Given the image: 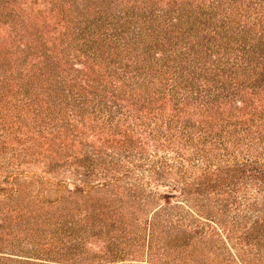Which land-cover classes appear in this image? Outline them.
<instances>
[{"label":"trees","instance_id":"obj_1","mask_svg":"<svg viewBox=\"0 0 264 264\" xmlns=\"http://www.w3.org/2000/svg\"><path fill=\"white\" fill-rule=\"evenodd\" d=\"M88 5L87 1L78 2L81 10ZM98 6L91 9L100 12L102 6ZM195 7L190 10L189 25L185 28L190 40L181 45L176 35L174 41L168 42L175 44L178 50L172 48V67H159L164 77L152 81L149 75H144L136 82L121 77V80L134 83L133 88L123 90V86L115 82L99 83L98 89L102 92L96 90V93H90L91 96L80 98L81 109L90 110L87 118L84 112L82 124L87 127L88 121L89 131L105 134L109 142L115 134H123L121 142L127 152L119 153L117 161L99 164L84 163L76 156L64 161L51 160L48 169L61 175L55 180V186L48 180V189L54 191L57 198L48 200L51 204L47 209L30 196L32 184L22 182L14 196L17 203L5 211L6 219H12L13 212H17V218L33 217L36 224L48 223V231L44 229L43 232L39 229L44 225L34 230L23 227L27 231L33 230L28 235L37 237L38 243L43 239L52 243L76 241L73 245L79 248L85 246L89 237H97L96 233L102 236L103 223L113 230L102 236L110 243L141 244L142 234L148 230L149 242L155 245L163 240L169 244L191 239L180 234L167 239L159 232L184 224L193 229L194 215L197 220L206 218L218 226L224 223L223 215L232 214L231 220L227 221L243 225L244 242L255 244L256 256L244 263L264 264V0L242 1L233 10L225 11L223 16H218L219 11L209 5L199 3ZM221 8L225 9L224 6ZM183 11L184 6H181L174 17L172 10H157L154 17L159 21L158 26L177 31L179 21L185 19ZM77 15L83 16L79 12ZM199 20L213 21L216 27L209 26L199 34L194 28V23ZM112 21L109 18L102 22L106 32L96 30L95 35L101 36L100 45L128 44L122 41V36H127L126 24L119 25L113 33ZM150 25L144 19L140 26L129 31L137 37V34L148 32ZM84 28L79 27L80 34ZM195 34H198L197 38L193 37ZM89 57L96 60L99 56L94 52ZM129 61L133 64V60ZM112 72L113 69L110 77L114 79ZM128 83L123 85L129 86ZM157 93H161V97H156ZM162 96L174 102L173 110L167 108L158 113V107H153L155 100L164 98ZM125 101L131 108L125 109ZM229 102H235V105ZM193 104H196V111L188 112L187 107ZM74 131L75 135L80 132ZM138 133L140 136H136ZM162 137L168 140L166 145H160ZM149 141H156L162 148L177 145L175 155L171 159L170 154H164L154 160L150 159L153 154L148 153L150 160H147ZM246 168L255 171V176H246ZM252 178L255 181L249 180ZM70 179L79 186H68ZM44 183L43 188L46 187ZM93 183L96 184L93 190L103 196L98 193L100 197L91 200L88 208L72 200L76 192L87 194L85 187ZM153 183L156 186H151ZM62 187H65L64 192ZM159 195L183 199L158 205ZM215 216L218 220L211 218ZM12 232L18 235L14 229ZM36 250L39 252V248ZM121 253L124 249L117 247L109 254L117 257Z\"/></svg>","mask_w":264,"mask_h":264},{"label":"rangeland","instance_id":"obj_2","mask_svg":"<svg viewBox=\"0 0 264 264\" xmlns=\"http://www.w3.org/2000/svg\"><path fill=\"white\" fill-rule=\"evenodd\" d=\"M79 1H87L88 7L81 10ZM242 1L246 3L248 0H0V264H246V259L256 256L255 244L246 245L242 238L243 225L227 221L231 220L232 214L223 215L224 220L221 221L224 223L218 226L206 218L197 220L194 215L193 229L184 224L159 232L167 239L174 234L188 235L191 239L171 241L169 244L163 240L155 245L149 242L148 230L142 234L141 244L110 243L102 236L113 230L103 223L102 236L96 233L97 237H89L85 246L79 248L73 245L76 241L52 243L43 239L38 243V238L30 235L44 224H36L33 217L17 218V212H13L12 219H6L5 215V211L17 203L14 196L22 182L32 184L30 196L36 203L49 208L51 202L48 200L54 201L57 197L54 191L48 189V180L55 186V180L61 178V175L48 169L51 160L64 161L76 156L84 163L99 164L117 161L119 153L127 152L121 142L123 134H115L109 142L105 134L89 131L88 121L87 127L82 124L84 112L87 118L90 110L81 109L80 98L91 96L90 93H96V90L102 92L98 89L100 84L115 82L122 85L123 90H130L134 83L128 82L142 80L144 75H149L152 81L164 77L159 67H172V48L178 50L175 44L168 42L174 41L176 35L181 45L190 40L185 28L189 25L190 10L196 8L195 5H209L219 11L218 16H223L225 11L233 10ZM98 5L102 6L100 12L91 9L98 8ZM181 6H184L185 19L179 21L177 31L158 26L159 21L154 17L157 10H172L171 16L175 17ZM78 12L83 16L77 15ZM109 18L113 20L111 32L126 24L124 30L127 36H122V41L128 44L100 45L101 36H96L95 32H106V25L102 22ZM144 19L151 23L149 31L136 37L129 30L140 26ZM88 25L95 26V30ZM209 26L216 27L213 21L199 20L194 23L199 34ZM79 27L84 28L81 34ZM193 37L197 38L198 34ZM91 39L94 41L90 42ZM94 52L98 59L88 58ZM231 54L233 57L235 52ZM129 60H133V64ZM112 69L114 79L110 77ZM130 77H134V81ZM125 83L129 86H124ZM161 95L157 93L156 97ZM155 101L153 107H158V113L167 108L173 110L174 102L169 97ZM123 103L125 109L131 108L129 102ZM229 103L235 105V102ZM195 105L187 107L188 112L196 111ZM90 108L93 109L92 105ZM158 122L163 124L160 119ZM162 126L166 127L165 123ZM74 130L80 132L75 135ZM149 142L146 145L147 160L149 154H153L150 159L154 160L164 154H170L171 159L175 155L177 145L160 146L168 143L166 138H160V145L156 141ZM245 173L246 176H255V171L249 168ZM249 180L255 181L254 178ZM44 181L45 188L42 187ZM75 182L70 179L67 185L76 188L79 185ZM93 187L96 184L85 187L87 194L76 192L72 200L88 208L91 200L99 198L100 194L103 196ZM62 188L64 192L65 187ZM158 197V205L177 203L183 199ZM216 216L211 218L218 220ZM25 226L33 230L23 229ZM13 229L18 235L12 232ZM44 229L48 231V223L39 230L43 232ZM117 247L123 248L124 253L113 257L109 253Z\"/></svg>","mask_w":264,"mask_h":264}]
</instances>
